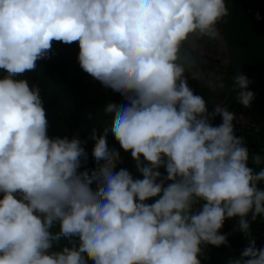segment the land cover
I'll return each instance as SVG.
<instances>
[{"label": "clouds", "instance_id": "clouds-1", "mask_svg": "<svg viewBox=\"0 0 264 264\" xmlns=\"http://www.w3.org/2000/svg\"><path fill=\"white\" fill-rule=\"evenodd\" d=\"M228 16L226 0H0V264H202L207 246H231L221 229L234 218L247 245L226 264H264L251 228L264 220V155L185 74L182 49L219 37ZM53 42H78L81 70L124 100L91 129L93 168L87 140L49 137L39 85L18 78ZM251 83L233 77L244 108ZM109 134L142 178L117 170Z\"/></svg>", "mask_w": 264, "mask_h": 264}, {"label": "trees", "instance_id": "trees-1", "mask_svg": "<svg viewBox=\"0 0 264 264\" xmlns=\"http://www.w3.org/2000/svg\"><path fill=\"white\" fill-rule=\"evenodd\" d=\"M261 2L264 3L263 0H226L229 16L218 27L231 49L230 66L219 79L215 78L214 83L219 84L215 90L208 87L209 78L199 57L191 52L190 46L182 51L192 62V66L186 67L185 72L189 77L190 87L196 94L203 96L210 111L215 105L221 104L235 112L237 118L245 115L249 126L239 125V122L234 120L236 135L245 138L250 153L264 155V6ZM259 13L263 14L258 20ZM242 27L246 28L244 32L240 31ZM198 38L202 44L208 41L207 37ZM78 51V42L71 45L53 42L51 58L38 61L34 72H28L25 77L18 78H27L30 84L39 85L49 121V137L68 136L71 139L78 135L82 141L87 140L84 145L89 155L86 166L93 168L95 165L91 153L95 141L89 139L91 129L95 126L99 135L102 127L111 123V117L105 116L103 107L109 102L122 104L124 100L120 94L105 89L81 70L77 61ZM239 71L253 81L249 90L255 93V99L250 108H244L237 102V93L232 88L233 77ZM2 75L0 70V78ZM89 113L93 115L92 120L88 119ZM221 122L219 116L212 121L214 125ZM108 144L110 148L120 151L123 159L117 170L121 167L127 168L134 178H142L136 172L130 153H125L111 134L108 136ZM249 166L259 170L258 166L251 163ZM261 186L264 187V184ZM154 199L148 203L154 202ZM236 224L237 218L226 220L221 229V234H229L228 241L231 246H207L205 251L208 259L202 260V264H226L230 257L239 256L240 251L247 245V239L243 233L233 231ZM251 228L257 247L264 245V220L258 218L251 224ZM65 243L66 241L61 242Z\"/></svg>", "mask_w": 264, "mask_h": 264}, {"label": "rangeland", "instance_id": "rangeland-1", "mask_svg": "<svg viewBox=\"0 0 264 264\" xmlns=\"http://www.w3.org/2000/svg\"><path fill=\"white\" fill-rule=\"evenodd\" d=\"M264 1V0H263ZM261 5L264 6V3L261 2ZM263 14V13H262ZM262 14L259 13L260 19ZM245 27H242L240 31L244 32ZM199 38H194L193 42L195 47L192 46V43L189 44L191 52L196 54L199 57V61L203 66L207 78H211L215 81V78L220 77L222 74L226 73L230 66V53L231 49L228 46L224 34L220 30L219 37L209 40L202 44L199 41ZM209 73H213V76H209ZM238 121L243 126H249L247 123V118L242 114L240 118H235V121Z\"/></svg>", "mask_w": 264, "mask_h": 264}]
</instances>
